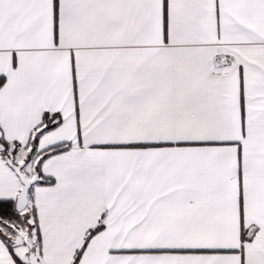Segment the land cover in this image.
I'll return each mask as SVG.
<instances>
[{
	"label": "snow or ice",
	"instance_id": "6c2138e0",
	"mask_svg": "<svg viewBox=\"0 0 264 264\" xmlns=\"http://www.w3.org/2000/svg\"><path fill=\"white\" fill-rule=\"evenodd\" d=\"M0 264H264V0H0Z\"/></svg>",
	"mask_w": 264,
	"mask_h": 264
}]
</instances>
